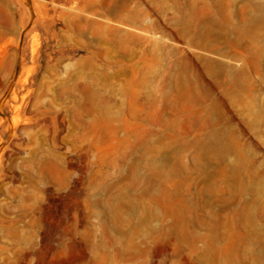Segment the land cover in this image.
Returning <instances> with one entry per match:
<instances>
[{
  "label": "rangeland",
  "instance_id": "rangeland-1",
  "mask_svg": "<svg viewBox=\"0 0 264 264\" xmlns=\"http://www.w3.org/2000/svg\"><path fill=\"white\" fill-rule=\"evenodd\" d=\"M0 264H264V0H0Z\"/></svg>",
  "mask_w": 264,
  "mask_h": 264
}]
</instances>
